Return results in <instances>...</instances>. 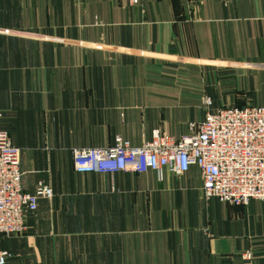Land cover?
Instances as JSON below:
<instances>
[{
  "label": "crops",
  "instance_id": "0c3cea01",
  "mask_svg": "<svg viewBox=\"0 0 264 264\" xmlns=\"http://www.w3.org/2000/svg\"><path fill=\"white\" fill-rule=\"evenodd\" d=\"M264 104V0H0V128L40 198L7 264H264V200L206 198L198 166L78 172L73 149L180 136ZM251 253V257L245 254Z\"/></svg>",
  "mask_w": 264,
  "mask_h": 264
},
{
  "label": "built area",
  "instance_id": "2783aa9c",
  "mask_svg": "<svg viewBox=\"0 0 264 264\" xmlns=\"http://www.w3.org/2000/svg\"><path fill=\"white\" fill-rule=\"evenodd\" d=\"M204 102L203 119L192 122L190 131L180 136L156 127L139 145L117 134L112 144L75 147V170L114 173L167 168L181 173L196 165L206 198L230 203L264 200V104L212 109L208 95ZM21 177V148L8 130L0 128V235L24 233L28 214L37 210L39 199H51L54 194L44 180L34 191L25 190ZM9 255L8 249H0V264H7Z\"/></svg>",
  "mask_w": 264,
  "mask_h": 264
}]
</instances>
